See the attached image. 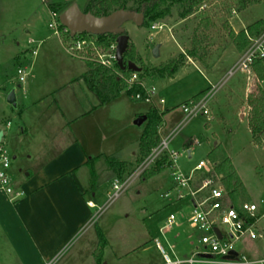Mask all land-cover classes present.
Masks as SVG:
<instances>
[{
  "label": "rangeland",
  "instance_id": "obj_1",
  "mask_svg": "<svg viewBox=\"0 0 264 264\" xmlns=\"http://www.w3.org/2000/svg\"><path fill=\"white\" fill-rule=\"evenodd\" d=\"M67 1L77 3L83 11L88 4V0H0V76L3 77L6 73L17 75L18 68L28 64L26 61L22 62L20 56L31 47L28 44L29 39L32 38L39 43L40 39L50 37L52 39L48 43H58V38L52 37L53 29L49 27L50 5ZM187 6L188 1L181 5H174L172 16L158 23L174 26L173 31L186 51L191 44L197 24L205 18L213 20L214 26H210L207 30L208 56L204 63L193 60L202 67H207L205 69H209L210 75L218 76L211 87L216 86L219 89L209 101L210 113L212 114L213 111L215 119L210 121L211 127L207 128L208 117L201 113L179 127L185 116L182 110L178 118L175 117L176 119L168 122V126L161 131L160 144L164 140L169 141L167 151L180 152L178 167L184 173H189L201 160L209 157L210 147L214 149L218 143L217 146H222L228 152V157L255 196L254 199L264 197V146L260 148L255 144L248 118L250 111L248 96L251 91L242 73L229 78L231 68L246 49L239 51L236 48L230 32L239 33L247 30L257 21L264 20V3L260 1L258 4L245 8L240 6L239 0H206L188 18L181 19L180 12ZM167 25L153 31L150 25L138 26L133 21L124 23L123 27L130 36V44H133L136 49L138 66L141 67L144 64L149 68L161 67L171 55L176 53L177 46L171 38ZM153 32L156 34L151 39L150 34ZM62 38L68 49L66 37ZM160 42L163 45L161 56L155 57L153 48L160 45ZM100 51L107 50L102 48ZM39 52L41 54L35 60L42 59L44 54L41 49ZM180 55L177 54L171 60L179 58ZM72 56L86 62L97 63L95 61L97 52L93 50ZM45 60L50 66L55 64L52 59L53 62H50V58ZM188 60L189 58L186 61ZM32 61L33 58H29L28 62L32 63ZM193 68H187L185 71L192 72V76L176 86V88H182L184 93L198 88L199 83L202 82L201 75H198ZM110 70L119 72V69ZM151 76L154 75H148L145 83L147 88H156L157 95L154 101L158 103L160 98L165 97L162 92L164 81L156 76H154L156 80H153ZM102 90L105 89L102 87ZM122 96L126 102H131L130 95L125 89ZM5 100L0 95V109L6 106ZM140 102L145 104L144 106L150 105L144 100ZM0 117L5 123L11 120V128L19 130V118L8 113H0ZM16 142L17 140H13L5 145V149L12 158L15 172L24 169L27 163L25 162L27 158H22L18 153ZM188 150H191V157L188 155ZM132 152L127 149L125 153L127 160L133 162L132 164L124 162L127 164L126 173H122L124 168L117 166L118 159L113 157L101 158L92 165L95 174L90 178L89 186L95 184L96 188L93 192L89 191L87 197L93 198L95 193L96 197L93 199L97 207L92 209L91 219L59 252L53 264H162L163 257L155 245L157 239L163 241L171 257H174V254L179 257L191 254L196 242L187 240L182 233L183 230L191 231L187 219H183L182 215L188 214L189 204L187 201L176 203L173 195L167 198L164 196L172 188V169L168 167L167 153H164L162 159L150 167L156 170L160 163H163L166 169L149 179H144V175L132 177L141 165L138 163L140 157L136 161ZM131 177L130 184L116 196L117 190L114 188L116 180H119V184H123ZM170 214H176L183 225L167 236L170 241L166 243L161 236L160 227ZM99 234L104 235L108 241L102 251L98 248ZM171 244L176 245L174 252L169 250L168 246ZM245 250L248 251L250 248ZM15 251V248L6 240L4 230L0 229V264H19ZM254 253L252 252V257H262L261 254Z\"/></svg>",
  "mask_w": 264,
  "mask_h": 264
},
{
  "label": "crops",
  "instance_id": "obj_2",
  "mask_svg": "<svg viewBox=\"0 0 264 264\" xmlns=\"http://www.w3.org/2000/svg\"><path fill=\"white\" fill-rule=\"evenodd\" d=\"M167 26L177 51L165 62L177 54H185L173 31L174 26ZM52 37L58 38L57 44L48 43L52 39L50 37L40 39L35 46L29 44L32 38L28 40L31 47L20 56L22 62L28 63L25 65L28 66V76L24 83L19 81L16 73L0 76V95L6 99V106L1 107L0 113L20 119L19 130H13L12 121L5 123L0 117V131L4 133L1 145L5 147L6 143L17 140L18 153L28 159L25 158L24 169L15 172L11 166L10 170L15 186L24 190V197L12 202L0 189V229L4 230L6 240L15 248L19 264L47 263L84 228L93 215V208L87 203L96 197L95 193L93 198L87 197L88 192L96 188L95 184L89 186L90 178L95 174L92 165L101 158L110 157L132 164L125 155L127 149L133 151L136 161L139 159V142L147 122L139 125L136 120L142 119L152 107L166 112L161 135L168 122L181 114V105L211 88L218 78L210 75L209 69H205L207 67L189 58L175 76L160 78L164 81L162 92L165 97L158 103L154 101L157 93L151 101H146L149 106L131 96V102H126L122 96L124 91L120 96L101 103L100 96L88 83L90 68L87 62L72 56L62 37L56 34ZM37 45L38 53L34 56L32 50ZM162 48L160 42V56ZM40 49L44 55L42 59L35 60L41 54ZM29 58H33L32 63L28 62ZM45 58H50V62L54 60L55 64H46ZM190 67L201 75L202 82L186 94L176 86L192 76V72H185ZM151 78L156 80L154 76ZM146 79L144 86L147 88ZM13 88H17V108L7 102V95ZM213 119L212 111L207 128L211 127ZM9 122L11 125L8 127ZM212 149L210 147L208 154ZM240 178L250 200L263 198L256 197L255 200ZM248 246L250 255L252 252L263 254V241Z\"/></svg>",
  "mask_w": 264,
  "mask_h": 264
},
{
  "label": "built area",
  "instance_id": "obj_3",
  "mask_svg": "<svg viewBox=\"0 0 264 264\" xmlns=\"http://www.w3.org/2000/svg\"><path fill=\"white\" fill-rule=\"evenodd\" d=\"M60 16L61 13L51 11L49 27L57 36L66 37L68 51L72 55L93 50L97 52L95 61L98 64L109 69H119L116 59L117 43L105 48L106 52H101L103 47L97 46V35L78 33L72 36L70 30L61 23ZM163 26L164 24L153 22L150 24V29L160 30ZM155 34L151 33L150 38L153 39ZM246 34L249 44L231 68L229 78L242 73L245 75L249 90L253 93L259 89L264 90V29L255 34H250L246 30ZM29 44L35 46L37 42L31 39ZM37 53L38 45L32 50L34 56ZM17 74L19 81L24 83L28 76V66L19 67ZM135 84L143 87L146 94L145 96L142 93L133 94L132 98L136 101H151L157 93L155 87L144 86V80L138 72H133L131 77L126 79L125 90H132ZM218 89L219 87L216 86L211 87L201 99H191L183 103L181 108L185 116L179 127L201 113L210 117L209 101ZM10 125L9 122L8 127ZM168 149L169 141L164 140L140 163V167L132 176L136 178L143 175L154 163L162 159L164 153H167L168 166L172 169V188L164 196L167 198L173 195L176 203L187 201L189 204L188 214L182 215L183 219H187L191 231L183 230L182 233L187 240L196 242V245L189 256L179 257L174 254V257H171L163 241L157 239L155 245L163 257L162 264H264V250L261 258H254L249 254V250H245L249 249V244L264 242V197L257 201L236 203L225 188V176L217 171L216 162L209 158L203 159L189 173H184L178 167L180 152L167 151ZM188 155L191 157V150H188ZM11 166L12 158L0 141V189L10 201L17 202L24 197L25 192L15 186L10 174ZM132 177L123 184H119V180H116L114 184L117 190L116 196L130 184ZM87 204L90 208L97 207L92 200ZM182 225L183 222H179L176 214H170L160 227L163 240L169 243L167 236ZM216 229L221 235L216 232ZM193 242L192 245H194ZM168 247L172 252L176 250V245L171 244ZM232 252H236L237 256L230 259L228 257L232 255ZM56 258L45 264H53Z\"/></svg>",
  "mask_w": 264,
  "mask_h": 264
},
{
  "label": "trees",
  "instance_id": "obj_4",
  "mask_svg": "<svg viewBox=\"0 0 264 264\" xmlns=\"http://www.w3.org/2000/svg\"><path fill=\"white\" fill-rule=\"evenodd\" d=\"M188 1V6L184 11L180 12L181 19L188 18L194 13L195 9L202 6L206 0H88L87 8L85 12H92L98 17L106 16L114 11L125 9L143 13L145 21L143 26L150 25L153 22L162 21L172 16V9L174 5H181ZM264 0H239V4L242 7H250L258 4ZM73 2H64L50 5L51 11L58 13L64 12ZM210 26H214L213 20L210 18L202 19L196 26L194 34L191 38V44L186 49L185 54H181L179 58H174L168 63H164L158 68H149L146 65H142L141 72H138L142 80L148 75H154L159 78L173 77L176 73L185 65L188 58L197 60L204 63L208 56L207 41L209 39ZM264 27V20H259L247 28L248 32L252 34L257 33ZM128 34L127 32H125ZM234 44L239 51H243L249 44V40L246 34V30H242L239 33L230 32ZM87 35V33H84ZM117 34H105L97 35V46L107 48L111 44L116 43ZM135 46L129 44L127 52L124 54V61L137 62ZM90 71L88 72L87 80L92 90L101 98V103H106L118 96L124 91L126 86V79L130 78L133 74L129 70H120L118 73L112 72L109 68H106L98 63L87 62ZM102 87L105 90H102ZM208 90L201 92L195 96L194 100L201 99ZM132 96L133 94L142 93L145 96L143 87L135 84L133 89L127 91ZM249 111V125L253 135L255 144L258 147L264 146V90L259 89L257 92L250 93L248 96ZM166 112H162L157 107H152L150 111L143 116V119L147 122L144 133L140 139V159L138 163H141L146 157H148L152 150L159 146L161 142L160 129L164 123V117ZM209 159L217 163V171L224 174V185L229 192L231 198L236 203L249 201L250 198L247 191L241 181L239 174L233 166L230 158L228 157L225 149L222 146H216L209 154ZM117 166H122L124 169L122 173H126L127 164L124 162H118ZM169 167V166H168ZM166 168L163 163H160L158 169L153 168L146 170L143 175L144 179H149L155 176L158 172L164 171ZM108 244L104 235L99 234L98 248L102 251Z\"/></svg>",
  "mask_w": 264,
  "mask_h": 264
},
{
  "label": "water",
  "instance_id": "obj_5",
  "mask_svg": "<svg viewBox=\"0 0 264 264\" xmlns=\"http://www.w3.org/2000/svg\"><path fill=\"white\" fill-rule=\"evenodd\" d=\"M61 23L70 30L72 36L78 33H88L92 35H105V34H117V50L116 59L117 65L120 70H129L132 72H141L142 68L136 64V62L124 61V54L127 52L130 44V36L126 34L123 27L127 21H133L138 26H143L145 16L143 13L136 11L120 9L112 12L109 15L98 17L92 12L83 11L77 3H73L69 6L60 16ZM160 45H156L153 48V55L155 57L160 56ZM7 102L12 107H18L17 88H13L7 95ZM145 120L138 119L136 124L141 125ZM3 131H0V141L3 137ZM216 232L220 234V231L216 229ZM232 255L228 258L233 259L237 256L236 252H232Z\"/></svg>",
  "mask_w": 264,
  "mask_h": 264
}]
</instances>
